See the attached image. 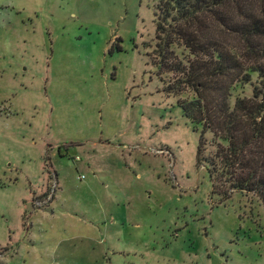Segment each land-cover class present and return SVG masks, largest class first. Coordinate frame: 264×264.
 I'll return each instance as SVG.
<instances>
[{
    "label": "rangeland",
    "instance_id": "1",
    "mask_svg": "<svg viewBox=\"0 0 264 264\" xmlns=\"http://www.w3.org/2000/svg\"><path fill=\"white\" fill-rule=\"evenodd\" d=\"M157 3L0 0V264H264L263 202L213 194L219 141L166 93Z\"/></svg>",
    "mask_w": 264,
    "mask_h": 264
},
{
    "label": "trees",
    "instance_id": "2",
    "mask_svg": "<svg viewBox=\"0 0 264 264\" xmlns=\"http://www.w3.org/2000/svg\"><path fill=\"white\" fill-rule=\"evenodd\" d=\"M154 16L159 70L182 74L166 93L192 90L195 100L179 104L183 115L219 141L214 159L202 160L213 194L224 202L216 183L229 182L264 204V0H158ZM171 45L193 57L188 68L167 58ZM236 85L249 86L252 96L231 107ZM202 151L200 139L198 158Z\"/></svg>",
    "mask_w": 264,
    "mask_h": 264
},
{
    "label": "built area",
    "instance_id": "3",
    "mask_svg": "<svg viewBox=\"0 0 264 264\" xmlns=\"http://www.w3.org/2000/svg\"><path fill=\"white\" fill-rule=\"evenodd\" d=\"M49 200H50V196H48L44 200L36 201V205L41 206V205L45 204L46 202H48Z\"/></svg>",
    "mask_w": 264,
    "mask_h": 264
}]
</instances>
